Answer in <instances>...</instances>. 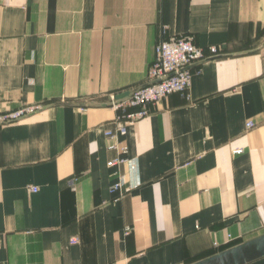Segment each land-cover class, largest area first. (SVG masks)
Segmentation results:
<instances>
[{"label":"crops","instance_id":"crops-1","mask_svg":"<svg viewBox=\"0 0 264 264\" xmlns=\"http://www.w3.org/2000/svg\"><path fill=\"white\" fill-rule=\"evenodd\" d=\"M161 24L219 53L108 136ZM30 104L0 123V264H188L264 232V0H0V112Z\"/></svg>","mask_w":264,"mask_h":264},{"label":"built area","instance_id":"built-area-1","mask_svg":"<svg viewBox=\"0 0 264 264\" xmlns=\"http://www.w3.org/2000/svg\"><path fill=\"white\" fill-rule=\"evenodd\" d=\"M166 26L161 24L160 36L153 46V56L145 70L144 80L136 85L137 87L127 95L116 97L113 92H109L105 97V104L113 107L117 112L113 118L116 122L114 129L106 128L104 134L114 135L115 132H123L128 123L146 115L149 111V105L155 103L170 92H182L187 89L190 77L191 66L194 62L200 61L208 56L219 53L218 47L209 45L206 50L193 41L190 34L167 35ZM135 87V86H134ZM37 105H22L15 109L0 112V123L10 121L21 117L27 112L33 110ZM246 126L251 125V121L245 122ZM109 148H116L119 153L106 160L107 166L125 163L128 174H134L136 163L133 158L124 155V145L117 146V143H108ZM239 151L240 148H235ZM138 184L136 177L133 179L125 174H117L116 180L109 187V193L114 195L115 199L120 198L127 190ZM34 191L33 186L29 187ZM127 229L124 233H127ZM71 238L70 242H75Z\"/></svg>","mask_w":264,"mask_h":264},{"label":"water","instance_id":"water-1","mask_svg":"<svg viewBox=\"0 0 264 264\" xmlns=\"http://www.w3.org/2000/svg\"><path fill=\"white\" fill-rule=\"evenodd\" d=\"M136 87L119 91L115 96L127 95ZM261 256H264V232L188 264H245Z\"/></svg>","mask_w":264,"mask_h":264}]
</instances>
